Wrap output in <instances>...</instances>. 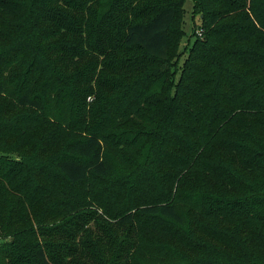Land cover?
Here are the masks:
<instances>
[{"label": "trees", "instance_id": "16d2710c", "mask_svg": "<svg viewBox=\"0 0 264 264\" xmlns=\"http://www.w3.org/2000/svg\"><path fill=\"white\" fill-rule=\"evenodd\" d=\"M187 1L0 0V264H264V0Z\"/></svg>", "mask_w": 264, "mask_h": 264}, {"label": "rangeland", "instance_id": "374dc122", "mask_svg": "<svg viewBox=\"0 0 264 264\" xmlns=\"http://www.w3.org/2000/svg\"><path fill=\"white\" fill-rule=\"evenodd\" d=\"M194 4H193V0H188L186 5H185V8H186V17H185V29H186V36L185 38L183 39L182 41V46H185V44L188 42V38L190 35H192V29H193V19L195 18L194 16ZM183 13V12H182ZM198 17V16H197ZM197 22H199V18H197ZM183 18H182V15L181 17L178 19L177 21V24L174 28V34H176V32H180V30L183 28ZM198 27V26H197ZM194 37H191V41L194 42ZM186 56L183 55V57L181 59H184V57ZM93 99H90L89 98V102H92ZM15 140V138L13 139V141ZM60 138L57 139V141L53 142L51 145H50V149H53V148H56L59 146L60 144ZM92 181H88L86 182L84 185H77L76 186V192L79 193L76 195V192L74 191L73 189V193H75V195L78 197L80 195H88V194H97V203L101 205V207H97V206H94L92 209L93 210H99V214L100 216L98 217L99 219L103 218L111 223H113L114 225H116V223H118V216H115L117 215L116 213L118 212L117 209L118 207L120 206V202H119V199H125V198H128L126 195H123V196H119V194L117 192H114L113 189H111V187H115L116 190H120L119 187L115 186V185H109L108 183L106 182H103V181H98V180H93V182L91 183ZM109 188V189H108ZM90 207L87 206V207H84L83 209V217L89 213H87L89 211ZM104 210H108V212L111 214V215H108L104 212ZM82 216L79 217V219H76L72 222H80V220L82 219ZM153 223V222H152ZM89 225V229L88 230H91V229H94V240L97 239L102 233H98V229H97V226L96 224V220H92L91 218L88 220V223ZM118 227V225H117ZM116 227V228H117ZM128 231V227H123V228H119V229H115V235H118V240L120 242L124 241L125 238L127 237V233L126 231L124 232L123 229H125ZM86 230V229H85ZM119 230V231H118ZM118 231V232H117ZM81 239H78V241L80 242ZM78 242V245H77V248H82V246H80ZM108 247V246H107ZM83 250V248H82ZM87 258V257H86ZM5 259L4 258H0V261H4ZM70 259L67 258L65 260V264H69L70 263Z\"/></svg>", "mask_w": 264, "mask_h": 264}]
</instances>
